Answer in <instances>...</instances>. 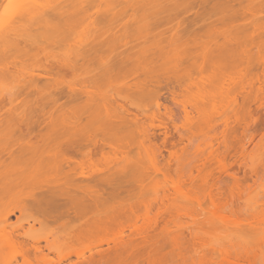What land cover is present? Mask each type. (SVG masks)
I'll list each match as a JSON object with an SVG mask.
<instances>
[{"label": "rangeland", "instance_id": "1", "mask_svg": "<svg viewBox=\"0 0 264 264\" xmlns=\"http://www.w3.org/2000/svg\"><path fill=\"white\" fill-rule=\"evenodd\" d=\"M109 1L89 0L85 10L88 13L84 11L87 15L82 17L84 23L81 21L80 24L78 21L74 25V31L66 30L71 28L70 22L65 23L64 26L57 22L56 26H59V30L63 28L61 33L58 32L57 39L54 32L56 33L58 29L54 32L50 31L56 22L51 23L49 30L42 29L45 35L39 33L40 29L38 35L35 33L37 37L41 35L38 38L35 37L37 40H35L34 47L28 52L23 51L27 54L19 57L15 55L0 57V92L9 104L10 98H14L17 81L27 78L29 73L43 74V71L38 68L29 67L28 64L26 67L24 64L26 61L74 60V54L78 55L79 50L83 51L88 45L98 43V41L93 42L94 38L99 37L96 30L107 22L108 15L112 13L109 12L113 8H115L114 11L119 12L116 11L118 15L115 24L118 27L114 30V33L118 32L115 34L118 37L114 42L117 51L122 52L131 48L135 50L154 48V46L150 47L149 44H153L151 42L145 45L144 34L136 33L135 30H138V27L145 28V21H148L153 13L159 11V8L163 9L162 5L166 0H156L157 2L150 0L151 3L146 0L145 3L149 2L147 5L141 2L140 5L137 0V4L134 3L135 0H129L130 3L127 1L128 4L123 5L116 2V5L111 6L112 9ZM240 4L247 14L228 21L225 24L227 26H221L222 32L225 33L224 36L220 35L199 42L192 47L190 54L183 53L180 46L164 45L165 51L170 52V55L161 59L160 66L154 71V75L163 80H179L184 91L180 93L179 104L181 105H178L180 107L174 110L176 109L175 113L177 112L179 117L184 115L183 108L189 112V119L184 120L185 117L181 116L182 123L179 122L183 125L180 127V133L187 140L184 139L185 141L178 143V138L174 139L178 147L172 149L173 152L175 149L177 157L173 158L175 159L173 162L169 160L167 152L164 153V160H157L155 151L153 152L148 145L140 143L141 135L138 132L122 130L117 136L113 135L111 138L114 144L117 143V147L119 146V151L110 153L108 161L100 159L101 161L95 166L85 163L73 167L72 170L75 174L90 175L95 170L105 173L127 168L132 173L129 176V187L132 192L129 194L124 192L125 194H121L120 199L117 198L115 201L111 198L108 202L104 201L102 205L93 207L91 213H88L89 210L86 211L88 216L84 212L86 220L89 218L92 222L89 228H86L84 224L86 222L82 218L84 213L82 217L79 215L81 219L78 218L79 216L73 217L71 221H68L69 224L62 222L64 218L56 222L40 224L33 219V217L35 219L38 217L36 211L28 210L23 214L15 211L8 221L12 224L11 226L5 228L3 222L6 220L3 221V218H0L2 220L0 228L2 226L5 228L6 235L8 234V237L12 235L11 237L15 239L20 234L29 232V236L47 238L48 243L45 241L39 243L45 253H50L47 249L49 243L52 249H59L63 253H73L71 260H66L61 264L72 263V261L75 263L85 257L89 258L91 253L95 256L96 251L110 250L117 243L120 245L123 240H128L131 236L136 241L141 231H149L147 233L156 239V243L151 242L153 239L150 240V248L145 250L149 252L146 257H150L148 260L151 259L147 263L152 261L151 264H156L155 255L161 253L164 255L163 264H264V159H262L264 156V140H262L264 137V0H240ZM186 6L187 4H184L180 9H185ZM7 11V4L0 7V18H7ZM224 14L219 11L217 17L222 18ZM83 19H88V22ZM124 28L132 31L130 34L119 32ZM104 35H107H102L105 40L100 37L104 43L105 41L112 42L114 39L110 34L109 36ZM221 49L229 50L227 56H223L225 58L221 56L222 59L218 58ZM14 59L24 61V63H19L16 67L9 66L8 63ZM79 59L80 57H77V62L82 63ZM4 65L6 67L2 69ZM131 69L134 70V67ZM80 72L79 70L77 73L66 71L63 77L66 82L65 86L69 83L72 85L73 76L77 78L75 75ZM138 74L141 75V72ZM123 77L127 76L120 75L119 80H124ZM139 79H144V76H140ZM123 90L121 88V93L125 92ZM117 91L120 92L119 89ZM19 97L22 96L19 95ZM20 99L22 98H19L15 104H18ZM146 99L142 101L148 104L145 105L143 102L147 110L153 106L151 103L149 105L150 101ZM167 101L169 103L165 101L164 103L173 105L169 99ZM153 111L154 108L151 109V112ZM6 114L1 115L4 119L1 118L0 123V141L2 142L0 146L11 139L10 134L6 132L8 129L5 130L9 125L8 118H10H7L9 114L7 116ZM247 119L249 123L253 121L248 131L245 130ZM242 132L248 134L243 135ZM222 136H226L225 138L230 142L226 141L230 144L222 142ZM98 139L110 141L107 133H100ZM157 143L161 145V140ZM107 151L110 152V149L107 148L105 152ZM218 151L227 157V166L231 165L228 173L224 171L220 173L218 166L215 165L213 154L219 153ZM242 155L246 156L242 157ZM188 170L192 171L195 181L192 180L194 184L190 179L186 180L187 182L183 181L186 184L189 183L186 188L180 176L183 175L184 178L185 174H189H187ZM176 179L177 181L179 179L180 184L183 183L178 184L179 190L174 189V187L177 188L174 185L179 183ZM234 182L240 185L235 186L236 191L234 190V194L229 195L226 191L234 187ZM214 183L226 189L224 193L222 192L224 195L214 190L215 188L212 189L215 194L210 189L213 195L208 194L210 191L207 192V188ZM29 187L31 186L26 188L29 190ZM225 193L228 194L225 195ZM17 200L19 199L10 201L8 206L11 209L15 207L19 204ZM5 202L9 200H4L0 206L1 204L4 206ZM5 207V210H10ZM1 210L0 213H8V211L5 213ZM60 221L64 226L60 225ZM109 221L110 223L113 221L111 225L107 224ZM82 223L84 224L83 229L81 228ZM0 232L2 234V230ZM23 240L27 241L25 238ZM18 245L15 246L16 250L20 249ZM12 248L10 252L8 251L10 255L17 253ZM139 250L141 252V249ZM137 251L133 252V255H138ZM79 254H83V257H79ZM56 255L55 252L50 253L51 258L57 259ZM183 256L187 259H183ZM139 259L131 261L134 264ZM18 260L21 261L19 258Z\"/></svg>", "mask_w": 264, "mask_h": 264}, {"label": "bare ground", "instance_id": "2", "mask_svg": "<svg viewBox=\"0 0 264 264\" xmlns=\"http://www.w3.org/2000/svg\"><path fill=\"white\" fill-rule=\"evenodd\" d=\"M88 1L0 0V7L5 4L8 7L6 14L8 16L3 19V26L0 27V57H8V55L19 57L22 54H27L23 51L28 52L30 48L34 47L35 40L40 37L44 29L47 28L46 30H49L50 28L48 29V27L54 22L56 23L52 25L50 31L53 30L52 32H54L55 29H58L56 30L57 34L54 32L57 39L58 32L63 30L62 26L60 27L61 30H59L58 25L57 28L56 24L58 23L64 26L65 23L70 22L71 28L64 29L71 32L74 31V25L78 21L80 24L83 22L82 17L84 18L85 16L83 15L87 12L85 10ZM127 1L130 3L129 0H110V8L116 2L123 5L128 4ZM137 1L140 4V2L145 3L146 0ZM137 1L135 0L134 3L137 4ZM20 3L29 4L31 7L16 8L15 5ZM148 3L145 4L147 5ZM184 4H187L186 8L180 9ZM240 5V0H166L165 4L162 5L164 8L161 10L159 8V11L153 13V16H150L148 21H145V28L141 29V27H138V30H135L136 33L144 34L145 45L151 42L153 44L149 45L150 47L154 46V48L147 50L131 48L122 52L117 51L114 46V42L118 37L115 35L118 32L114 33V30L118 27L115 21L119 12L117 10L118 13L114 11L115 8L112 7L113 10L109 12L112 13L108 15L107 22L97 29L100 33L96 30L99 37L95 36L96 33L94 35L96 38H94L93 42L98 41V43L88 45V49H82L83 51L79 50L80 53L78 52V55L74 54L73 59L75 60L76 58V61L49 62L47 60V62H41L38 60L24 63V61L14 59L8 63L9 66L16 67L23 62L26 67H28V64L30 65L29 67L38 68V70L43 71V74L29 73L27 78L17 81L14 98H10L11 105L3 96V93L0 92V116L6 113L9 114L8 116L6 114L7 118L10 117L8 118L9 125L4 128L9 130L6 132L10 134L12 139L5 143L3 142L4 144L0 146V203H4V200H9V202H5L4 206L2 204L0 206H3V209H1L4 212L8 211V213L5 212L6 214L0 213V218H3V221L6 220V222H3L5 224L4 227L12 225L8 221L15 211L23 214L28 210L37 212L38 217L36 219L33 217V219L40 224L50 221L56 222L62 218L65 220H62V222L69 224L70 222L68 221H71L73 217L76 218L79 215L82 217V214L86 213V211L88 212V210V213H91L90 211H93V207L102 205V203H105L104 201L108 202L110 198L115 201L117 198L120 199L121 194L124 192L126 194L127 192L128 194L132 192L129 187V176L132 173L127 168H119L115 172L109 171L105 173L95 170L90 175L75 174L74 170H72L73 167L85 163L95 166L101 161L100 159L108 161L110 153L119 151V146L117 147V143L114 144L111 138L113 135L117 136L122 130L138 132L141 135L140 143L151 147L153 152L155 151L157 160H164V153L167 152L169 160L173 162L177 158L175 149L178 147V144L175 145L174 139L178 138V143L186 139L180 133V127L183 125L179 124V122L181 121L182 123L181 116L185 117H183L184 120H188L189 112L181 108L184 110V115L179 117L177 112L175 113L176 109L174 110V108L180 107L178 106L181 105V103L179 104L180 93L184 91L179 80H163L154 75V71L160 66L161 59L170 55V52L167 53L165 51L164 45L180 46L183 53L190 54L192 47L199 42L213 39L220 35L224 36L225 33L222 32L221 26H224L228 21L233 20L235 17L246 16L247 11L241 8ZM219 11L225 13L222 18L217 17ZM38 31L41 34L37 37ZM120 31L124 34H130L132 30L124 28L120 29ZM104 34H108V36L110 34L114 38L112 42L105 41L104 43L102 35L107 36ZM42 35L45 34L43 33ZM100 37L103 39H100ZM89 46L92 47L89 48ZM228 51L227 49H221L218 58H225L223 56H227ZM76 56L80 57L82 63H79L80 61L77 62ZM3 67L2 69H5L6 66L4 65ZM132 67H134L136 72L131 69ZM68 70L71 73H77L78 70L79 72L83 70V72L81 71L78 75L74 74L75 77L77 76V78L73 76L74 84L72 82V85L69 83L65 86L66 82H64L65 79L63 77ZM129 70L133 71L130 72ZM139 72H141V75L138 74ZM120 75H126L128 80L127 77H123L124 80H119ZM140 76H144V79L140 80ZM75 79L76 81H74ZM121 88L125 90V92L123 90L124 93H121ZM118 89L120 92L117 91ZM19 95L22 96L19 97L22 99H20L18 104H15L19 99ZM145 98H147L146 100L149 99V105L151 103L153 106H150L149 109L147 108L148 111L143 105ZM168 99L173 105L164 103V101L168 102ZM144 104L148 105L146 102ZM6 106H9V108ZM152 108H154L153 112H151ZM5 111L6 113H4ZM1 118L3 116L0 117V123ZM250 123L248 122L246 127L244 124L243 129L244 127L247 131L251 129L252 124ZM100 133H107L110 141L99 140L98 136ZM246 133H243V135L248 134ZM225 137H223L222 142H230ZM159 140H161V145L157 143ZM239 140L241 141L242 139ZM173 147H175L174 152L172 150ZM107 148L110 149V152H105ZM234 151L236 152V150ZM218 152L213 154L215 165L218 166L220 173L222 171L228 173L231 165L227 166V157L220 151ZM244 156L242 155V157ZM169 160L168 162H170ZM246 164L249 165L248 163ZM244 166H246L245 163ZM190 172L188 170L187 174L192 175V171ZM189 174H185L186 177L184 176V178L182 177L183 175L180 176L182 180L178 178L181 182H187L189 179L192 181L193 175L190 176ZM179 179L178 181L176 179V182H179ZM193 181L192 184H194ZM234 183L233 189L230 188L228 191L214 183L207 188V192L209 189L212 191L215 188L214 190L221 195L225 191L230 195L235 190V186L240 185L238 182L237 184L236 182ZM178 184L180 182L174 185L177 187H174V189L179 190ZM184 184L186 185L184 187L187 188L189 183ZM27 185L31 186L29 190L26 188L28 187ZM215 185L217 188L214 187ZM195 186L197 185L195 184ZM214 190L212 191L213 193ZM211 191L208 192L209 195H211ZM219 193L218 195H220ZM228 193H225V195ZM14 198L19 199L17 200L19 204H16L11 209L8 203L15 200ZM5 206L10 210H5ZM85 213L84 217H82L84 220L87 218ZM88 213H86L87 216L89 215ZM1 219L0 221H2ZM87 220L83 223L86 228H89L92 222L89 221V218ZM87 222L89 223L87 224ZM61 223L60 225L64 226ZM83 223L81 225L82 229ZM111 223L109 221L107 224L111 225ZM4 227L0 228L2 230V234L0 232V261L5 262V264L18 260V258L21 259L20 264H24L25 260L32 262V264H61L69 260L73 255L71 252L63 253L59 249H52L53 247L49 243L47 247L49 252L57 254L55 257L57 259L51 258L50 253H45L39 244L41 241L48 243L47 238L29 236V232H25V234L17 236L15 240L14 237H11V234H9L11 235L9 237L8 234L6 235ZM141 232V234H138L136 241L131 236L128 240H123L120 245L117 243L110 250L96 251L97 254L95 256L91 253L89 258L85 257L81 259L82 261H75V263L72 261V263L68 264H133L132 262L139 258L137 260L139 263L135 261L134 264L147 263L151 259L148 260L150 257L147 258L146 254L149 252L145 250L150 248L151 242L156 243V239L147 233L149 231ZM19 238L22 240L20 241ZM24 238L27 241L23 240ZM152 239L153 241L150 242ZM16 245L21 250L18 248L16 250ZM11 248L16 250L19 255L17 253L10 255ZM139 249H141L142 253ZM136 251L139 252L138 255L140 256L137 254L133 255V252ZM82 255L79 257H83ZM131 256L137 258L134 259ZM150 256L152 257V254ZM155 256L156 259L154 261L156 264H163L164 255L159 253ZM183 259H187V257L183 256ZM151 262L147 264H151Z\"/></svg>", "mask_w": 264, "mask_h": 264}, {"label": "snow or ice", "instance_id": "3", "mask_svg": "<svg viewBox=\"0 0 264 264\" xmlns=\"http://www.w3.org/2000/svg\"><path fill=\"white\" fill-rule=\"evenodd\" d=\"M15 7L18 8V9H20V8H28V7H31V5L26 4V3H20V4L15 5ZM3 22H4L3 18H0V27L3 26ZM262 140H264V137H262ZM262 159H264V156H262ZM17 255H19V253H17ZM0 264H5V262L0 261ZM7 264H20V261L19 260H13L11 262H7ZM24 264H32V262L25 260Z\"/></svg>", "mask_w": 264, "mask_h": 264}]
</instances>
